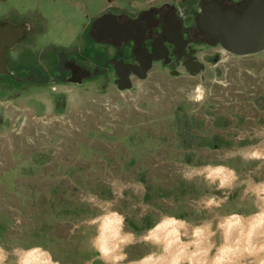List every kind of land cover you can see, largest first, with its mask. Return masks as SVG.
<instances>
[{
	"label": "rangeland",
	"instance_id": "obj_1",
	"mask_svg": "<svg viewBox=\"0 0 264 264\" xmlns=\"http://www.w3.org/2000/svg\"><path fill=\"white\" fill-rule=\"evenodd\" d=\"M103 3L0 0V22L33 26L9 52L11 70L45 72L24 89L0 80V264L32 249L53 264H130L159 251L147 235L164 220L184 225L183 241L208 228L218 247L224 219L261 212L264 52L222 54L196 76L157 63L125 91L103 56L82 84L51 82L57 60L81 54ZM219 167L232 177H210ZM109 214L132 237L115 262L96 246Z\"/></svg>",
	"mask_w": 264,
	"mask_h": 264
},
{
	"label": "flooded vegetation",
	"instance_id": "obj_2",
	"mask_svg": "<svg viewBox=\"0 0 264 264\" xmlns=\"http://www.w3.org/2000/svg\"><path fill=\"white\" fill-rule=\"evenodd\" d=\"M20 24L30 27L26 38L33 26L29 22ZM86 27H91L87 32L88 36L91 31V37L86 36L81 54L70 56L67 63L58 61L51 82L91 78L98 72L97 59L101 56L108 59V69L115 77L119 62L135 65L144 54L161 57L153 65L161 64L178 74L176 70L182 69L190 76L205 71L209 62L219 64L222 54L246 57L229 50L244 49L236 43L221 42L219 29L236 32L243 27H264V0H148L137 9L111 6ZM85 62L92 69L82 64ZM133 78L138 74L132 72L131 81Z\"/></svg>",
	"mask_w": 264,
	"mask_h": 264
},
{
	"label": "bare ground",
	"instance_id": "obj_3",
	"mask_svg": "<svg viewBox=\"0 0 264 264\" xmlns=\"http://www.w3.org/2000/svg\"><path fill=\"white\" fill-rule=\"evenodd\" d=\"M208 174L225 180L233 175L222 167L212 168ZM260 191L261 212L246 219L237 216L224 219L220 223L222 234L218 247L211 241L208 228L196 229L190 241H183L184 225L164 220L147 235V239L159 246V251L130 264H264V186ZM121 227V219L114 214L106 215L100 221L96 246L108 261L122 260L124 247L132 241ZM19 263L53 264L50 256L38 249L21 253Z\"/></svg>",
	"mask_w": 264,
	"mask_h": 264
},
{
	"label": "water",
	"instance_id": "obj_4",
	"mask_svg": "<svg viewBox=\"0 0 264 264\" xmlns=\"http://www.w3.org/2000/svg\"><path fill=\"white\" fill-rule=\"evenodd\" d=\"M29 26L25 24L6 23L0 25V76L10 74L9 58L7 52L14 49L26 36ZM235 31L219 29V37L221 42L236 43L242 50H231L238 56H250L264 51V27H243ZM226 46V45H225ZM228 48V47H226ZM161 57L144 54L143 60H138L137 64H126L119 62L116 67L115 84L121 91L130 90L133 88V83L130 79V74L133 72L138 74V78L144 80L147 78L148 72L151 70L154 61L160 60ZM199 72L201 69L198 70ZM172 75H178L176 72H171ZM67 83L82 84L81 81L69 79Z\"/></svg>",
	"mask_w": 264,
	"mask_h": 264
},
{
	"label": "trees",
	"instance_id": "obj_5",
	"mask_svg": "<svg viewBox=\"0 0 264 264\" xmlns=\"http://www.w3.org/2000/svg\"><path fill=\"white\" fill-rule=\"evenodd\" d=\"M66 54H67L66 52L59 50V51H57L56 58L63 57ZM56 60H55V64H56ZM57 61H59V60H57ZM9 71L11 72V75L10 74L2 75V76H0V80L2 78L4 79L7 77L8 80L13 84L12 86L21 87V89H24L25 86L31 85V84L42 85V84L38 83L39 82L38 80L40 79V77L45 76V72H43V70L40 68V66L38 64L37 65H25V64L23 65V64H21V62H19L17 68H13L12 70L10 68ZM30 75H33L35 77H33V79L32 78L30 79L29 78ZM54 76H55V74H54ZM29 81H33L35 83H26ZM60 83H62V82H60ZM12 86H10V87H12Z\"/></svg>",
	"mask_w": 264,
	"mask_h": 264
},
{
	"label": "crops",
	"instance_id": "obj_6",
	"mask_svg": "<svg viewBox=\"0 0 264 264\" xmlns=\"http://www.w3.org/2000/svg\"><path fill=\"white\" fill-rule=\"evenodd\" d=\"M103 1L104 3L100 11L98 12V14H100L102 11H104L105 9L111 6H114L115 8H120V9H137L145 5L148 0H128L129 3L127 5L118 4V2L116 3L111 2L112 0H103ZM24 22H27V21H24Z\"/></svg>",
	"mask_w": 264,
	"mask_h": 264
}]
</instances>
